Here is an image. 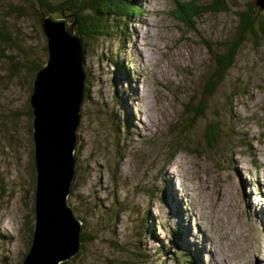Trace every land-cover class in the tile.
<instances>
[{"label":"rangeland","instance_id":"1","mask_svg":"<svg viewBox=\"0 0 264 264\" xmlns=\"http://www.w3.org/2000/svg\"><path fill=\"white\" fill-rule=\"evenodd\" d=\"M131 1L143 14L116 20L84 52L90 92L69 204L93 240L69 264H122L139 241L144 264H264V41H247L219 92L201 99L215 65L206 42L222 52L256 0H220L228 10L195 29L173 15L190 0ZM23 5L0 0V29L19 46L0 42V264L23 262L35 227L30 67L46 38Z\"/></svg>","mask_w":264,"mask_h":264},{"label":"water","instance_id":"2","mask_svg":"<svg viewBox=\"0 0 264 264\" xmlns=\"http://www.w3.org/2000/svg\"><path fill=\"white\" fill-rule=\"evenodd\" d=\"M254 8L264 13V0ZM48 57L33 81L30 106L36 171L35 227L21 264H63L80 252L83 223L69 204L77 131L85 99L83 38L76 23L40 16ZM76 27V28H75Z\"/></svg>","mask_w":264,"mask_h":264},{"label":"trees","instance_id":"3","mask_svg":"<svg viewBox=\"0 0 264 264\" xmlns=\"http://www.w3.org/2000/svg\"><path fill=\"white\" fill-rule=\"evenodd\" d=\"M254 3H252L247 8V10L237 12L239 22L236 33L231 40L227 41L225 44H221V46L223 45L222 52L214 51L216 47L208 41L206 42L209 52L213 54L215 65L210 76L205 79V83L203 85L201 93L202 100H207L208 98L215 96L219 92L220 88L227 78L228 72L235 64L241 48L247 41H264V14L260 13L257 9L254 8ZM23 4V6L17 8L18 13H21L22 15H33L35 20L38 22H40V16L43 13L46 16H51L54 18H71L70 22L76 23V26L80 29V33L83 38L84 52L86 51L88 40L95 41L110 35L107 28L109 26H114V28H116L114 24L116 20H125L127 18L134 17L135 15L141 13L143 14V11L140 12V9L135 7L134 3L132 4L131 0H64L61 2H53L52 0H23ZM175 7L176 9L173 12L174 17L177 18L178 21L188 25L192 29H195L197 20H199L203 16L219 11L228 10V7L220 0H216L211 4H205L199 0H190L186 2L176 1ZM12 41L13 38L10 36V34L7 33V31H2L0 29V42H8L13 45ZM14 44L16 45V47H19L16 43ZM42 52L43 55L36 56L32 67H30V70H32L33 72L31 76L32 78L34 74H36L37 71L45 65L47 61V43L43 47ZM85 91L86 98V93L88 95L90 89L88 90L86 88ZM120 102L124 104V100L121 98ZM201 106L202 109H200ZM197 107L199 108V112L196 113V116L201 118L206 114V103H204V101H201V103H199ZM29 116L30 118H32L33 116L32 109H30L29 111ZM30 133L32 134L31 124ZM203 136L204 141L211 148L216 146L220 136L219 126L215 124L210 125V127L206 128ZM73 186L74 184L72 185V187ZM91 239L92 237H88L86 233L82 232V244H86ZM141 243L144 244L143 241H139L140 246L136 247V253H134L135 257H132V259L128 258V260L123 261L122 264L145 263L144 260L147 259V254L143 253L145 247L143 244L141 245ZM76 257L72 258V261H75ZM63 264H69V261Z\"/></svg>","mask_w":264,"mask_h":264},{"label":"bare ground","instance_id":"4","mask_svg":"<svg viewBox=\"0 0 264 264\" xmlns=\"http://www.w3.org/2000/svg\"><path fill=\"white\" fill-rule=\"evenodd\" d=\"M142 50V49H141ZM143 57H144V59H146V56L144 55V54H141Z\"/></svg>","mask_w":264,"mask_h":264}]
</instances>
